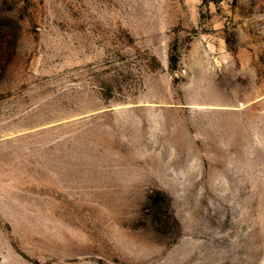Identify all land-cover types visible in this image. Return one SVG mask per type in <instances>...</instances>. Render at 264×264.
Listing matches in <instances>:
<instances>
[{
	"label": "rangeland",
	"instance_id": "1",
	"mask_svg": "<svg viewBox=\"0 0 264 264\" xmlns=\"http://www.w3.org/2000/svg\"><path fill=\"white\" fill-rule=\"evenodd\" d=\"M0 264H264V0H0Z\"/></svg>",
	"mask_w": 264,
	"mask_h": 264
}]
</instances>
